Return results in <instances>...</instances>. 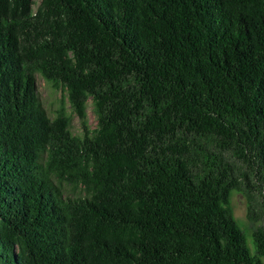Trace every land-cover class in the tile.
Listing matches in <instances>:
<instances>
[{"label":"trees","instance_id":"trees-1","mask_svg":"<svg viewBox=\"0 0 264 264\" xmlns=\"http://www.w3.org/2000/svg\"><path fill=\"white\" fill-rule=\"evenodd\" d=\"M262 258L264 0H0V264Z\"/></svg>","mask_w":264,"mask_h":264},{"label":"rangeland","instance_id":"rangeland-1","mask_svg":"<svg viewBox=\"0 0 264 264\" xmlns=\"http://www.w3.org/2000/svg\"><path fill=\"white\" fill-rule=\"evenodd\" d=\"M36 1V5L39 0ZM36 88L38 91V96L42 105L46 109L47 113L50 116H54L60 106L63 104L67 113L71 116L70 128L73 133H81V126L78 117L72 112L70 104L67 100L66 92L61 89L54 87L53 85L47 83L40 74H36ZM87 118L88 123L91 128H95L97 124L96 116L92 109L91 98L87 101ZM230 206L233 210V214L244 231V236L246 240V244L250 249L252 254H255V247L252 242L251 231L257 223L251 222L247 218V204L244 196L239 193L233 191L230 197ZM264 261V258H262Z\"/></svg>","mask_w":264,"mask_h":264}]
</instances>
